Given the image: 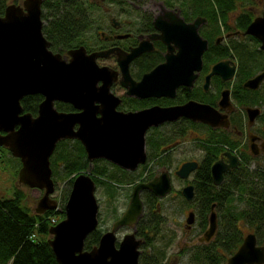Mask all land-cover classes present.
Masks as SVG:
<instances>
[{
	"label": "water",
	"instance_id": "95a60500",
	"mask_svg": "<svg viewBox=\"0 0 264 264\" xmlns=\"http://www.w3.org/2000/svg\"><path fill=\"white\" fill-rule=\"evenodd\" d=\"M41 2L11 3L0 15V146L19 159L18 183L43 190L33 207L35 213L57 208V201L50 197L55 185L49 157L59 140H79L89 162L101 158L133 171L146 160L145 133L150 127L182 116L211 127L228 125L225 114L196 101L118 111L115 107L120 99L110 91L118 72L95 62L98 56L108 57L115 53L119 83L127 95L171 97L177 86L190 85L194 70L200 68L206 40L198 33L199 17L185 22L173 9L162 8L153 19L159 33L150 36L165 43L164 60L144 72L139 80H134L129 64L141 53L152 50L150 41L141 40L128 51L112 47L88 54L84 46L79 45L66 51L69 56L66 60L49 48V41L42 33ZM245 32L260 38L264 47V10L249 22ZM226 64V61L216 62L208 76L231 75L233 68ZM225 93L220 102L224 101ZM30 94L42 97L35 115L23 111L20 103L23 96ZM55 102L69 103L73 109L59 110ZM224 155L228 162L219 158L210 166L211 179L216 185L221 183L223 172L239 164L229 151ZM197 166L196 160H186L174 173L178 178L186 179ZM95 187L89 170L73 178L63 207L64 217L48 228L47 243L57 263L138 264L141 239L133 230L117 239L116 231L120 227L133 228L136 224L143 210L141 191L148 190L157 198L171 191L169 171L163 168L151 179L136 182L122 214L102 232L97 244L85 249L84 239L98 224ZM181 193L185 200H191L193 185H184ZM193 221L194 213L190 210L185 218L186 226ZM216 230L217 216L212 204L207 226L195 241H209ZM224 264H264V246L257 243L254 232H247Z\"/></svg>",
	"mask_w": 264,
	"mask_h": 264
},
{
	"label": "trees",
	"instance_id": "16d2710c",
	"mask_svg": "<svg viewBox=\"0 0 264 264\" xmlns=\"http://www.w3.org/2000/svg\"><path fill=\"white\" fill-rule=\"evenodd\" d=\"M8 1L0 0V14L3 13ZM163 1L166 7L175 8L185 19L194 15L207 17L216 34L222 27H226L229 15L239 4L254 3V0H179L178 4L174 5L170 0ZM110 2L132 14L135 20L136 15L145 14L142 7L146 0ZM129 5L132 12L127 7ZM95 8L97 7L89 0H42V33L49 41L50 48L63 54L69 48L84 43L83 35L91 25V14ZM244 14L252 15L250 11H245ZM151 16L152 14H149L148 20ZM242 19H238L236 24V27L241 29L245 27ZM148 20L147 22H150ZM203 30L207 31L206 28ZM218 50L212 48L209 51L210 62L218 57ZM162 52L163 48H158L149 57L138 60L135 74L139 76L142 72L150 70L160 61ZM41 99L40 94L23 96L20 99L22 110L35 115ZM55 106L64 111L72 109L69 103L55 102ZM188 129L204 133V137L197 136L190 140L196 148L202 147L205 151L204 158L200 160L190 180L194 187V196L192 203L188 205L194 207L195 224L199 232L206 227L211 205L214 204L218 228L209 243L196 244L191 252L187 247L182 248V253L188 251L185 264L224 263L242 242L245 233L243 227L254 232L257 243L264 246V162L260 160L252 164L251 158H243L240 165L224 174L219 185L213 184L210 176L211 162L224 148L236 149V141L224 131L189 123L186 120L149 128L145 133L146 162L134 171L124 170L105 159H93L89 162L79 140H59L49 161L54 183L65 181L69 186L64 191V204L73 178L86 170L90 171L95 188L100 187L107 202L113 203L117 190L124 184H130L132 188L137 181L149 180L154 176L151 170L154 165L169 167L172 149L176 143L187 139ZM0 150L8 152L3 146H0ZM13 158L16 159V172L20 162L18 158ZM12 193L10 197H0V264H58L47 243L48 228L58 221V217L64 216L62 211L64 204L60 211L52 209L37 214L26 203L25 194L20 188H15ZM177 193L186 203L179 189ZM141 198L144 207L136 225V234L142 237L144 242L141 245L138 264H167L166 248L174 236L166 235L163 231L164 221L158 210L159 199L148 190L141 193ZM112 208H115L114 205ZM119 216L118 213H114L113 221ZM101 234L99 226L91 231L84 239V248L90 249L97 244Z\"/></svg>",
	"mask_w": 264,
	"mask_h": 264
},
{
	"label": "flooded vegetation",
	"instance_id": "af4514ba",
	"mask_svg": "<svg viewBox=\"0 0 264 264\" xmlns=\"http://www.w3.org/2000/svg\"><path fill=\"white\" fill-rule=\"evenodd\" d=\"M21 1L22 0H16V1L9 0L6 5L11 3L16 5H21ZM108 2H110V0ZM94 4L96 5V7H98L97 0L94 1ZM145 4L143 5L144 7L146 6ZM119 9L121 12H123L118 14L119 19L115 18L112 15L107 14L105 16L100 15L99 18H101L102 20H97L98 16L92 13L91 14L92 22L87 30L93 31L96 36L91 39L85 37L84 38L85 42L79 43L77 46L83 45L85 48V52L88 54L96 50H104L112 47H119L125 51H128L130 47L135 46L141 40L150 41L153 46L152 50L141 53L139 56L135 57L129 64V72L132 78L134 80H139L144 72H142L139 76L135 74L136 64L138 60L140 61L142 59H145V57H149L150 54L158 50V48H163V52L160 54L161 55L160 61L157 62L155 65H157L158 63L164 60V53L166 52L165 43L159 38H153L150 36L151 34L159 33V31L153 25V19L158 12L152 14L150 20H148L149 13L136 15L137 20H135L133 19L132 14L126 13L121 8ZM164 9H173L179 14V11L173 7L169 8L165 6ZM159 10H161V6ZM263 10H264L263 0H258V1L254 0V3H247V4L242 3V5L239 4L236 7V9L233 10V12H231V14L229 15L227 25H225L226 27H222L220 32L217 34L214 33L213 27L211 23L208 21L207 17L203 15H194L191 18L185 19V17L179 14V16L182 17V19L185 22H191L196 17H199L201 19V22L198 26V33L203 39L206 40V47L201 54V64L199 70H194L193 72L195 76L192 79L191 84L177 86L175 88L174 95L171 97L148 96L144 98H139L136 96L127 95L125 92L126 91L125 88L122 87L119 83L120 74H119V67L116 61L115 53H111L108 57H101V56L96 57L95 62L99 66L102 65L108 66L111 69L116 70L118 72L117 79L114 82H112L110 86V91L114 95L118 96L120 99L119 103L115 107L116 110L123 112L136 111L153 105L175 106V105L184 104L185 102L188 101H196L198 103L208 104L212 106L214 109H216L219 113L225 114L227 116L229 123L226 127H222V126L211 127L207 123L191 120L183 116L179 117L174 121L162 123L161 125L156 127H160L162 125L169 123L176 124L178 122L186 120L189 121V123H195L203 127H209L210 129H215L217 131H224L225 133L229 134L236 141V149L234 148L230 150L228 149V147L224 148L223 150L219 151L217 157L211 162V164L219 158H222L224 162H228V157L224 155V152L226 151H229L231 154L236 156L237 160L239 161V164H237L236 166L240 165L241 160L246 157L251 158L252 164L258 163L260 160L264 162V47H262L263 42L261 41L260 38H258L254 34H249L245 32V29L249 24V22L253 18L261 15ZM143 11H146V9L143 8ZM245 11H250L252 15L251 16L245 15L246 14V13L244 14ZM240 18L241 19L243 18L241 22L245 23V27L243 29L236 27L237 20ZM147 20L150 22H147ZM203 28H206L207 31L203 30ZM212 38L214 39L211 41L210 39ZM49 48H50V44H49ZM212 48L213 49L218 48L219 55L215 60L210 62L208 54ZM52 51L57 52L54 50ZM176 51L177 48L174 49V52ZM60 54L66 60L69 57L66 54V52ZM218 61H226L227 62L226 66L232 67L233 73L231 75H226V77H223L220 74H212L208 76L209 72L211 71L212 65H214ZM255 80L256 82H253ZM249 83L250 85L253 86H250ZM217 90H218V95H217ZM225 91H226L225 99L223 102H220L222 99V94ZM251 114H253L252 117ZM197 136L204 137V133L200 132L199 130H193V129L187 130V137H189L190 139ZM197 150L200 152L198 158L183 159L180 161V163L186 160H196L199 165L200 160L204 158L203 156H205V151L203 150L202 147L197 148ZM96 159H101V158H96ZM140 165H138V167ZM232 168L234 167H231L230 169L223 172V177L224 174L227 171L231 170ZM194 172L195 170L193 171V173L191 172L192 176L194 175ZM169 175L171 179L170 171H169ZM188 183L192 184L190 181H187L186 183H184V185ZM179 190L181 192V189ZM143 191H141V193ZM191 201H193V197L191 200H186L185 204H187V206L193 207L191 205H188L192 203ZM191 210L194 213L195 211L194 207ZM137 222L133 228L131 227L130 231L133 230L135 232L136 237L141 239L142 241L141 245H142L144 239L142 237L137 236L136 234ZM194 222H195V216L193 223ZM193 223H191L190 226H186L185 224L184 229L187 230L191 229V227H193L192 226ZM217 228H218V223H217ZM204 229L199 232L197 231V229L196 231L191 230L192 239L190 240V242H188V244L184 243V246L189 249V252H191L190 250L192 249L193 246L200 243V242H196L195 239L197 236L201 235ZM214 236L209 241L201 242V243H209L214 238ZM141 245H140V252H141ZM180 253L181 255L185 254L182 253L181 251L180 252L178 251V254ZM186 253L188 254V251Z\"/></svg>",
	"mask_w": 264,
	"mask_h": 264
},
{
	"label": "rangeland",
	"instance_id": "374dc122",
	"mask_svg": "<svg viewBox=\"0 0 264 264\" xmlns=\"http://www.w3.org/2000/svg\"><path fill=\"white\" fill-rule=\"evenodd\" d=\"M91 3H94L95 0H89ZM109 1V0H108ZM106 0H97L98 7L94 10V15L98 16L97 20H102L99 18L100 15H112L115 18L119 19V13H123L120 11L117 4L114 2L111 4ZM258 1V0H257ZM264 1V0H263ZM172 4H178L179 0H170ZM134 4V3H133ZM95 5V4H94ZM124 4V6H126ZM146 6L142 7L146 9V11H143L145 13L149 14H155L164 8L165 2L163 0H146ZM96 6V5H95ZM161 6V10H159ZM130 9V12H132L131 6H127ZM257 11V10H256ZM151 12V13H150ZM84 37H87L88 39L94 38L96 35L93 31H85ZM96 39V38H95ZM121 92V91H120ZM200 152L197 150L196 146L192 144L189 137L187 139L182 140L179 144L175 145V147L172 149L171 153V163L169 167H161V166H152L153 169L152 172L153 175H157L160 170L163 168L168 169L171 174V184L172 188L171 191L164 197H161L158 202V207L160 210V216L162 217L164 223H163V231L166 235H173V239L170 242V244L166 248V257L165 262L167 264H185L187 253L181 255L178 254V251L182 252V248L185 247L184 243L188 244L190 240L192 239V231H196V224L193 223V227L191 229L187 230L184 229L185 225V218L187 216V213L189 210L193 209V207L187 206L185 204L179 194L177 193L178 189H181L184 183L187 181H190L193 176L192 173L189 174L188 178L186 179H180L178 178L173 172L174 169L179 165V162L183 159L187 158H198ZM15 158L6 151L0 150V197H10L12 196V192L15 188H20L24 194H25V200L28 206L32 209L36 205L37 199L42 195L43 190L37 189L33 187H27L25 185H22L18 183V175L17 171L15 172V168H17V164L15 162ZM146 162V161H145ZM54 191L50 194V197L54 198L57 201V208L56 210L60 211L62 209V205L64 204V191L69 186L65 184V181L63 182H56L54 183ZM131 192V186L130 184H124L120 189L117 190V193L115 195V199L113 203L107 202L105 195L101 191L100 187L99 189L95 188V196L97 198L98 202V224L101 230L109 229L113 222V214L118 213L120 215L126 208V205L128 203L129 194ZM192 202V201H191ZM114 205V209L112 208ZM161 208V209H160ZM52 210V209H51ZM63 211V210H62ZM114 211V212H113ZM97 213V216H98ZM64 216L58 217V221L61 220ZM57 221V222H58ZM55 224V223H54ZM130 227H120L116 231V238L120 239L122 235L125 232L130 231ZM243 230L245 233L251 232L246 229V227H243ZM244 233V234H245ZM50 237V234L48 235ZM179 256V257H178Z\"/></svg>",
	"mask_w": 264,
	"mask_h": 264
},
{
	"label": "bare ground",
	"instance_id": "6f19581e",
	"mask_svg": "<svg viewBox=\"0 0 264 264\" xmlns=\"http://www.w3.org/2000/svg\"><path fill=\"white\" fill-rule=\"evenodd\" d=\"M97 199V198H96ZM98 218V217H97Z\"/></svg>",
	"mask_w": 264,
	"mask_h": 264
}]
</instances>
